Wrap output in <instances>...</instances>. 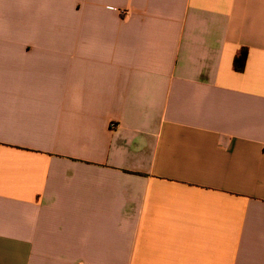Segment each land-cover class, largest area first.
<instances>
[{"label":"crops","instance_id":"1","mask_svg":"<svg viewBox=\"0 0 264 264\" xmlns=\"http://www.w3.org/2000/svg\"><path fill=\"white\" fill-rule=\"evenodd\" d=\"M0 264H264V0H0Z\"/></svg>","mask_w":264,"mask_h":264},{"label":"trees","instance_id":"2","mask_svg":"<svg viewBox=\"0 0 264 264\" xmlns=\"http://www.w3.org/2000/svg\"><path fill=\"white\" fill-rule=\"evenodd\" d=\"M247 57V49H242L234 59V68L237 71H243L245 60Z\"/></svg>","mask_w":264,"mask_h":264}]
</instances>
